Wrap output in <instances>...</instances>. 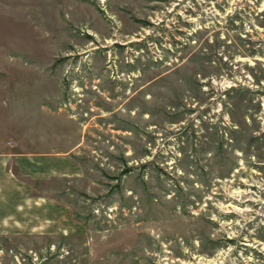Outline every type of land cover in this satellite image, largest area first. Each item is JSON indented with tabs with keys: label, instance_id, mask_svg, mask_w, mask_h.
<instances>
[{
	"label": "rangeland",
	"instance_id": "374dc122",
	"mask_svg": "<svg viewBox=\"0 0 264 264\" xmlns=\"http://www.w3.org/2000/svg\"><path fill=\"white\" fill-rule=\"evenodd\" d=\"M0 142L72 159L0 264H264V0H0Z\"/></svg>",
	"mask_w": 264,
	"mask_h": 264
},
{
	"label": "crops",
	"instance_id": "0c3cea01",
	"mask_svg": "<svg viewBox=\"0 0 264 264\" xmlns=\"http://www.w3.org/2000/svg\"><path fill=\"white\" fill-rule=\"evenodd\" d=\"M69 153L19 152L0 142V235L18 234L32 222L39 228V219L49 222L53 213L44 206L54 201L44 196L41 203L32 182L69 177L72 163Z\"/></svg>",
	"mask_w": 264,
	"mask_h": 264
}]
</instances>
